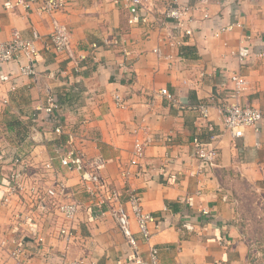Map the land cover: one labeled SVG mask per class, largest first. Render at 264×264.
Masks as SVG:
<instances>
[{"label":"crops","instance_id":"crops-1","mask_svg":"<svg viewBox=\"0 0 264 264\" xmlns=\"http://www.w3.org/2000/svg\"><path fill=\"white\" fill-rule=\"evenodd\" d=\"M14 1L0 0V42L15 31L32 40L38 32V72L36 77L21 73L25 57L0 66V197L10 176L22 169L16 157L32 165L27 183L52 160L76 191L80 211L73 224L75 237L67 242L58 231L64 220L56 210L37 213L21 195L0 205V241H8L7 246L0 243V264H136L110 205L101 218H92L89 210L97 207L80 190L79 172L60 164L59 152L67 147L71 131L86 139L90 157L107 161L103 175L122 191L129 212L128 186L154 215L152 237L146 241L131 214L140 258L146 260L150 247L157 246L159 264H264V122L259 133L246 128L241 138L223 134L213 143L216 165L209 169H201L193 144L195 137L210 143L209 123L215 132L224 131L223 110L229 102L264 113V0H181L197 9L193 35L176 50L181 53L172 66L154 52L159 31L140 21L129 23L135 11L128 0H67L55 16L70 29L75 50L99 45L78 71L52 48V16L37 13L40 0L29 12L21 5L9 8ZM163 1L154 0L159 5ZM236 19L242 27L215 35ZM124 49L133 61L128 71L119 65ZM162 51L167 54L169 48ZM233 51L245 59L240 61ZM236 72L246 76L249 90L233 98L230 76ZM164 87L180 106L159 94ZM117 91L126 96L128 108L114 103ZM49 94L57 99L56 115L43 109ZM200 104L210 107L208 118L202 117ZM54 117L64 126L62 135L54 131ZM84 117L88 121L82 123ZM148 134L155 140L140 165L131 166L135 139ZM125 167L133 172L127 184L121 176ZM27 214L37 218L45 236L41 248L19 224V216ZM17 245L24 248L20 262L11 253Z\"/></svg>","mask_w":264,"mask_h":264},{"label":"built area","instance_id":"built-area-1","mask_svg":"<svg viewBox=\"0 0 264 264\" xmlns=\"http://www.w3.org/2000/svg\"><path fill=\"white\" fill-rule=\"evenodd\" d=\"M38 0H16L9 3V8L15 6H23L28 12L32 9V5ZM128 7L132 8L135 13L130 17L129 23L135 24L140 21L144 24L153 25L155 30L159 31V44L154 48V52L159 57H164L169 60V65L176 60V50L184 46L187 37L193 35L192 22L194 21V11L197 9L195 5L183 3L181 0H164L162 5L156 4L154 0H128ZM40 5L37 8L38 14H50L51 31L50 38L52 48L56 54L63 55L68 58L74 69L78 71L81 68L82 62L87 59L89 54L94 52L99 45L94 44L88 51L75 50L72 43V34L67 25L55 14L63 10L67 6V0H40ZM207 2V0H202ZM210 14L205 11L204 17L208 18ZM242 23L236 19L226 26L221 27L216 36H220L222 32L233 30L234 28L242 27ZM39 37L38 32H34V39L25 38L20 32L15 31L10 40L0 42V66L4 63L17 60L25 57L26 63L21 65V73L32 77L37 76L36 59L39 55V49L36 45L35 39ZM105 43H110L106 40ZM169 48V53L164 54L163 48ZM236 55L240 61L245 58L240 53ZM263 56V53L259 54ZM132 58L127 49L123 50V57L119 63L122 69H130L132 67ZM131 74V73H130ZM231 81L234 82L231 96L238 98L244 95L249 90V81L246 76L240 72L233 73ZM159 94L163 95L170 102L180 106L179 100L166 87L161 88ZM114 103L119 108H128V101L126 96L117 91L113 95ZM58 108V102L53 94H49L46 98V106L43 108L48 115H54ZM202 117L208 118L210 116V107L205 104L198 106ZM224 131L215 132V126L208 124L210 130V143L201 141L198 137L194 139V154L200 160L201 169H209L216 165L217 149L213 143L216 142L223 134L229 132L234 138H241L244 136L246 128H252L256 133L261 132L264 122V113L261 109L243 105L237 101L229 102L223 110ZM33 120H37V114L34 115ZM57 125L54 131L62 135L64 133V126L60 124L57 117H54ZM82 123L88 121L87 118H82ZM136 132H138L136 130ZM69 140L65 150L59 152V161L62 167L71 171L79 172V188L84 191L89 197L95 201L97 210H89V214L94 219H99L106 214L104 206L110 205V212L116 218L119 227L128 243L133 248L137 258L136 264H159V248L151 246L148 258L142 259L138 254V240L134 236L131 225V214L136 220L138 230L142 234L143 239L150 241L152 233L150 230V223L155 221L152 213L146 211L141 203V196L133 188L128 186L126 189L128 193V204L130 212L122 202V191L113 186L112 183L103 175V169L107 161L101 156L90 157L86 150V139H80L74 132L69 133ZM155 140L153 135H146L137 137L131 153V166H139L141 160L145 156L146 149ZM168 141L172 139L167 137ZM14 162L19 165L21 171L10 176L6 183V193L0 197V205L12 204L13 198L20 195L30 204V206L41 214L48 215L52 209L56 210L64 220L63 225L58 228L60 236L67 242H70L75 237L74 222L78 217L80 205L74 197L71 186L64 179L62 172L58 169L52 160H49L44 166L34 172L31 182H26L25 178L32 173V165L28 160L16 157ZM121 176L127 184L133 177V172L130 167H125ZM176 178L171 183L176 182ZM19 224L21 227H27L34 238L37 247L41 248L45 242V236L40 232L39 227L35 222L37 218L33 214L19 216ZM17 242V240H13ZM2 246H7L8 241H0ZM22 246L17 245L13 250L12 256L20 262L21 254L24 252ZM60 264H70L63 260ZM215 264H223L218 261Z\"/></svg>","mask_w":264,"mask_h":264},{"label":"trees","instance_id":"trees-1","mask_svg":"<svg viewBox=\"0 0 264 264\" xmlns=\"http://www.w3.org/2000/svg\"><path fill=\"white\" fill-rule=\"evenodd\" d=\"M55 115H56V112H55Z\"/></svg>","mask_w":264,"mask_h":264}]
</instances>
